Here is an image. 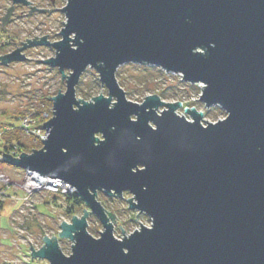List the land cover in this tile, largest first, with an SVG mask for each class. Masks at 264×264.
<instances>
[{"label":"water","instance_id":"1","mask_svg":"<svg viewBox=\"0 0 264 264\" xmlns=\"http://www.w3.org/2000/svg\"><path fill=\"white\" fill-rule=\"evenodd\" d=\"M11 1L3 26L16 4L31 3ZM56 9L67 19L59 41L36 36L0 56L7 65L27 60L29 46H52L56 56L42 61L66 78L65 92L51 97L43 147L3 154V161L69 183L91 212L63 220L58 236L45 235L40 249L31 244L32 260L264 264V0H67ZM127 63L204 83L200 100L227 116L204 125L194 107H185L190 119L176 113L181 101L158 94L128 100L116 78ZM88 67L108 95L77 97ZM99 191L133 194L130 209L148 215L151 226L139 221L141 229L126 236L120 225L125 237L116 238L109 217L118 221L97 199ZM91 213L104 227L98 238L88 231ZM59 239L74 242L69 255Z\"/></svg>","mask_w":264,"mask_h":264},{"label":"rangeland","instance_id":"2","mask_svg":"<svg viewBox=\"0 0 264 264\" xmlns=\"http://www.w3.org/2000/svg\"><path fill=\"white\" fill-rule=\"evenodd\" d=\"M28 1L31 2L30 5L46 11L29 13L28 8H14L11 23L3 27L1 18L6 14L8 6L12 5V1L0 0V56L14 51L22 46V42H28L26 39H34L36 36L41 40L40 37L48 35L46 40L49 42L59 41L62 38L57 33H60L67 19L61 9L56 8H63L67 0H56L55 4H51L50 0ZM23 53L27 56L25 61L7 65H2L0 62L1 134L7 127L3 122L10 120L7 119L9 117L20 114L28 115L33 129L45 134L42 118H36L33 113L39 108L46 109L47 106L41 102L43 96L53 97L59 89L62 92L66 90V78L62 79L59 69L42 61L56 56L54 47L29 46ZM69 73L70 70H65L66 75ZM116 78L130 101L142 103L146 96L152 94H158L165 102L181 101L182 106L176 110V113L186 115L190 119L185 113V107H194L204 113L202 119L204 125L227 116V112L220 106L207 108L200 100L203 91L201 86H204V83L186 82L181 74L167 72L159 66L127 63L117 69ZM76 91L77 97L85 100H90L100 93L108 95L107 88L100 83L98 72L89 67L82 74ZM51 107L53 114V105ZM164 109L165 107H160L159 111ZM24 133L22 141L29 148L39 146L35 134ZM34 181V173L12 166L3 159L0 160V190L10 186L7 196L0 197V264H49L45 259L32 260L31 246L33 245L35 250L40 249L44 244L45 235L49 238L53 235L58 236L62 230L60 225L63 220L71 222L73 216L66 212L69 203L65 196L43 191L26 200V193ZM133 197V194L128 192L121 196L105 195L102 192L97 195V199L106 211H112L116 216L118 221L116 223L111 217L109 218L114 225V236L118 239H123L125 235L129 236L136 229L140 230L141 223L147 227L152 224L148 215L130 209L128 199ZM134 201L135 198L132 199V202ZM84 208L91 212L90 208L82 203L76 211V216L82 217L85 214ZM87 221L90 235L100 237V231H104L100 220L91 213L87 216ZM120 225L126 231L125 235ZM73 243L69 239H59L61 250L66 255L72 252Z\"/></svg>","mask_w":264,"mask_h":264},{"label":"trees","instance_id":"3","mask_svg":"<svg viewBox=\"0 0 264 264\" xmlns=\"http://www.w3.org/2000/svg\"><path fill=\"white\" fill-rule=\"evenodd\" d=\"M98 95V94H97ZM41 102H44V106L46 105V109L39 108L38 111L34 112V116L36 118H42V123H45L48 121L51 116L53 115L51 112L53 101L51 100V96L49 97H42ZM16 115L13 117H9L7 119H10L6 122H3L4 125H7L6 129L3 130V133H0V153L2 154H8L13 149L16 150V155H20L23 152L31 153L35 150H39V147L42 148V142H38L39 146L37 147H28L23 141V128H21V120L28 116V115ZM44 115V116H43ZM37 120V119H36ZM1 126V125H0ZM23 132V133H22ZM25 134V133H24ZM68 201V208L66 212L72 217L76 215V211L78 207L83 203V201L74 194H68L65 196Z\"/></svg>","mask_w":264,"mask_h":264},{"label":"built area","instance_id":"4","mask_svg":"<svg viewBox=\"0 0 264 264\" xmlns=\"http://www.w3.org/2000/svg\"><path fill=\"white\" fill-rule=\"evenodd\" d=\"M21 127L23 128V131L26 134H29V132H32L33 134H35L37 140L43 142L42 139H46L47 135L42 134L40 131L38 130H34L33 126L31 124V120L28 116L24 117L21 120ZM36 141V139H34ZM16 150H12L10 151V155L14 156V157H18L19 155H16ZM3 159V154L0 153V160ZM35 174V181L34 184L30 187V189L28 190V192L26 193V200L30 199L33 195L37 194V193H41L43 191L46 192H50V193H54V194H58L60 196H66L68 194H72L74 188L67 182L57 179L54 180L50 177H44L41 175H38L36 173ZM10 186H7L6 188L0 190V197L4 198L7 196L8 190H9ZM74 194V192H73Z\"/></svg>","mask_w":264,"mask_h":264},{"label":"flooded vegetation","instance_id":"5","mask_svg":"<svg viewBox=\"0 0 264 264\" xmlns=\"http://www.w3.org/2000/svg\"><path fill=\"white\" fill-rule=\"evenodd\" d=\"M51 1V4H55V2H56V0H50ZM20 7H24V8H28L30 11H38L39 10V8H37V7H34V6H32V5H23V4H16L15 5V7L14 8H20ZM43 11H45V10H43ZM11 21H12V18H11V20H10V23H11ZM10 23H8V24H10ZM1 24H2V21H1ZM7 24V25H8ZM7 25L6 26H3V24H2V26L3 27H7ZM25 44H22V46H24ZM22 46H20V47H22ZM99 192H102V191H99ZM98 192V193H99ZM103 193V192H102Z\"/></svg>","mask_w":264,"mask_h":264}]
</instances>
